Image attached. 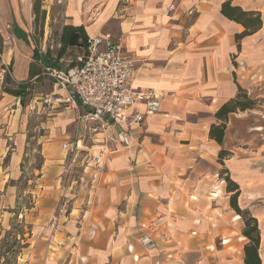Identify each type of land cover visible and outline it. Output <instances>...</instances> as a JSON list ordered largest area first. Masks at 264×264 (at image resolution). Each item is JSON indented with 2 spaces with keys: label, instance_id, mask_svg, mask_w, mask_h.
<instances>
[{
  "label": "crops",
  "instance_id": "1",
  "mask_svg": "<svg viewBox=\"0 0 264 264\" xmlns=\"http://www.w3.org/2000/svg\"><path fill=\"white\" fill-rule=\"evenodd\" d=\"M225 1L68 0L61 32L73 24L84 25L93 38L111 34L123 54L136 61V88H154L162 97L161 108L142 127L120 124L87 133L85 155L109 148L102 153L103 170L79 163L87 182L67 181L63 175L62 143L73 138L76 119L74 110H60V129L43 145L55 155L60 144L55 168L60 188L51 169L37 215L29 221L24 213L32 226L22 250L28 251L26 264H245L244 220L231 207L225 173L240 186V207L259 221L264 263V166L256 158L221 163L222 147L209 135L211 125L221 122L216 111L239 94V85L246 91L264 88V0H232L263 15L262 27L243 38L240 47L236 33L244 26L222 14ZM84 8L87 15L96 14L90 21ZM13 33L12 75L24 82L36 58L44 69L48 65L22 28L15 26ZM9 102L12 112L0 109V161L10 151L11 167L0 173V190L11 192L7 183L19 177L27 140L23 103L10 95L0 99L1 107ZM10 227L11 222L1 232Z\"/></svg>",
  "mask_w": 264,
  "mask_h": 264
},
{
  "label": "rangeland",
  "instance_id": "2",
  "mask_svg": "<svg viewBox=\"0 0 264 264\" xmlns=\"http://www.w3.org/2000/svg\"><path fill=\"white\" fill-rule=\"evenodd\" d=\"M67 3L68 0H43L39 20L36 21L33 0H0V39L3 42V53L0 59V99L5 95L14 96L4 90V81L7 74L11 77V84L18 83L12 75V56L14 49H16V40L13 33L15 26H19L27 33L28 43L37 50L46 65L68 67L69 62L78 59L80 54H84L82 48L70 47L64 56V62L56 59L59 52L57 44L60 41L61 27ZM89 8L88 10L92 9L91 7ZM101 9L102 7H98L94 9V12H99ZM86 11L84 13L85 16L87 15ZM93 13L87 15L88 21L95 17L96 14ZM110 26L113 29H117L115 24ZM46 33L47 37H45ZM110 36L111 40H117L111 34ZM4 60L8 63H5ZM42 70L44 73L40 79H31L30 94L25 97L24 103L21 105L22 115L25 118L23 128H25L27 143L23 159L17 166V176L19 177L16 180L10 179L8 181L7 184L11 185V192L0 190V245L4 236V231L2 230L1 232V229L9 227L10 219L12 220L14 217L11 209L15 207L16 200L18 204V195L22 196L20 199L22 206L28 205L26 196L29 195L35 201V205L37 203V208H25L24 212H21L19 216L23 218L26 215L27 220L32 221L37 215L39 203L45 197L44 191L47 189V185L44 184V178L48 176V172L51 169L54 171H52L51 176L59 180L58 187L60 188V171L59 173L55 172L56 166L60 165V144L55 155L47 154L43 145L44 142H50L52 140L51 137H55L51 136L52 132L55 133L57 129H60V110L66 109V106L65 104L54 102L55 98L64 96L62 95L63 91L55 84L53 78L47 76L44 69ZM11 84L9 83L8 86H11ZM247 95L255 99L257 104L251 109L238 110L236 114L232 115V118L228 119L225 132L227 137L223 148L229 150V154L224 160L256 158L257 161H260L258 164L264 166V88L256 87L252 91L247 90ZM49 99L50 102L47 101ZM12 105L13 102H9L5 107L0 105V109L2 112H12ZM98 137L102 138L103 135L100 134ZM87 143L90 144L91 141L89 140ZM233 148L238 150V155L232 151ZM9 153L10 151L6 150L3 153V158H1V174L5 170L3 167L10 170L11 160ZM85 153V151L81 153L80 164H83L85 158H89ZM65 165H67V162H65ZM81 169L82 167L77 165L72 167L70 171L66 169L63 175L66 176L67 181L76 179L81 182H87L88 178L81 179L83 172ZM228 174L225 173L224 177ZM20 176H24V181H27V185H24V183L18 184ZM56 202H58L56 214L59 215L60 198ZM62 202H65V200H62ZM27 252L24 251V254L20 252L11 257V253H6L5 249H2L0 250L1 264L9 259L14 260V264H26L28 260Z\"/></svg>",
  "mask_w": 264,
  "mask_h": 264
},
{
  "label": "built area",
  "instance_id": "3",
  "mask_svg": "<svg viewBox=\"0 0 264 264\" xmlns=\"http://www.w3.org/2000/svg\"><path fill=\"white\" fill-rule=\"evenodd\" d=\"M57 47L61 49L60 41ZM83 49L84 54L74 65L45 68V74L63 91L64 96L55 98L54 102L75 111L73 138L62 143L68 171L79 165L87 133H101L120 124L142 127L147 116L161 108L162 97L154 88H136V61L123 54L120 42L105 36L90 37ZM138 105H144V110L137 108ZM100 150L99 154L85 158L82 165L91 163L97 171L103 170L102 153L109 148L102 146Z\"/></svg>",
  "mask_w": 264,
  "mask_h": 264
},
{
  "label": "trees",
  "instance_id": "4",
  "mask_svg": "<svg viewBox=\"0 0 264 264\" xmlns=\"http://www.w3.org/2000/svg\"><path fill=\"white\" fill-rule=\"evenodd\" d=\"M43 0H33V10L36 15V21L39 20V15L41 13ZM221 12L227 18L236 21L244 26V30L236 33V40L238 46H241V41L246 36L252 35L257 32L263 25V15L259 10H247L241 7L240 5L233 4L232 0H226L221 7ZM45 13V12H43ZM44 17V16H43ZM90 38L84 25H73L67 24L63 27L60 34V42L62 44L61 49H59L58 57L63 58L66 55L68 48L73 45L80 44L87 47V41ZM3 53V42L0 39V59L1 54ZM49 55V53H48ZM44 66L40 62L39 58H36L30 64V79L24 82H18L17 84H11V77L7 74L4 81V90L16 97L21 99V102L24 103L25 97L30 94V81L33 78L40 79L43 75ZM45 71V69H44ZM11 86H8V84ZM239 94L225 102L220 108L216 111V118L219 119L220 123H214L210 127L209 135L212 139L216 140L217 143L222 147L219 152V160L221 163H224L225 157L229 154V151L223 148L224 137L226 132V123L228 121L229 115L237 112L238 110L244 111L247 109L254 108L257 104V101L247 95L246 89L242 86H238ZM23 166V164H22ZM226 190L227 192L232 193L230 197L231 207L242 216L244 220V228L242 230L243 235L248 239L247 244L245 245L244 252V263L245 264H264L260 255L261 247V228L257 217H255L250 211L243 210L239 203L238 199L241 194V189L239 184L234 181L230 176H226ZM27 185V181H24V176L18 180V184ZM26 190V188H24ZM22 196L18 195V204L12 212L14 217L11 220L10 229L4 232V236L1 240L0 250L5 249L6 253H11L13 257L28 246L27 239L31 235V225L26 222L25 217L20 218L21 212H24L25 208L32 209L35 207V201L32 200V197L26 196L28 205H23L20 202ZM1 255H0V264H1ZM3 264H14V260H7Z\"/></svg>",
  "mask_w": 264,
  "mask_h": 264
}]
</instances>
